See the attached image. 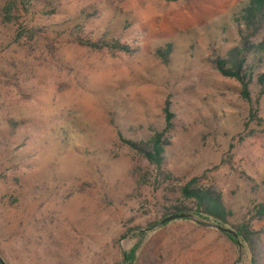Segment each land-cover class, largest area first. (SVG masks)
Masks as SVG:
<instances>
[{"label": "rangeland", "instance_id": "1", "mask_svg": "<svg viewBox=\"0 0 264 264\" xmlns=\"http://www.w3.org/2000/svg\"><path fill=\"white\" fill-rule=\"evenodd\" d=\"M246 2L17 0L6 23L0 0L7 264H264L192 214L158 225L189 204L179 191L192 180L223 196L233 223L264 198V96L254 86L244 100L213 64ZM103 41L128 49L86 45ZM163 131L160 169L125 143Z\"/></svg>", "mask_w": 264, "mask_h": 264}, {"label": "trees", "instance_id": "2", "mask_svg": "<svg viewBox=\"0 0 264 264\" xmlns=\"http://www.w3.org/2000/svg\"><path fill=\"white\" fill-rule=\"evenodd\" d=\"M16 10L17 0H4V5L1 9L3 21L6 23L16 21ZM233 19L238 27V41L227 51L225 56L215 57L213 64L222 77L237 80L241 86V97L244 100L249 101L251 99L254 86L257 88V97H263L264 0H247L243 7L234 14ZM86 45L94 48L128 49L127 45H121L117 42L111 44L107 41L98 44L88 42ZM166 112V131H168L171 129L173 115L168 107L166 108ZM166 131L154 134L148 141H125V143L140 153L149 164L160 169L164 162L166 149L169 146L168 139L164 138ZM262 186H264V178ZM179 193L189 204L187 205L184 201L173 205L175 214H192L196 217L198 225L207 226V224H214L229 228L237 234V240L229 232L218 231L228 237L237 246H239L238 241H240L241 246L239 247L247 248L252 256L254 254L257 255V253L264 254L260 248L261 243L259 240L260 235L264 234V228L259 230L254 229V221L261 222L264 220V198L261 199L259 204L252 207L251 214L254 212L252 217H249L247 220L242 218L238 223H233L234 212L219 192L209 187H201L192 180L183 184L180 187ZM192 215L190 218L185 219L191 220L193 218ZM136 249L137 245L127 253L126 259L128 261L131 262L134 259ZM0 259H3L1 254ZM252 261L253 264H257L255 258H252Z\"/></svg>", "mask_w": 264, "mask_h": 264}, {"label": "water", "instance_id": "3", "mask_svg": "<svg viewBox=\"0 0 264 264\" xmlns=\"http://www.w3.org/2000/svg\"><path fill=\"white\" fill-rule=\"evenodd\" d=\"M190 217H191V215H187L186 213H176V214H172V215L168 216L165 219H162V221L159 222L158 225H163V224L165 225L166 223L171 222V221L176 220V219H182V218H186L187 219V218H190ZM207 226H209L211 228H215V229L220 230V231L229 232V234L233 235L236 240L238 239L237 234L234 233L229 228H224V227H221V226H218V225H214V224H207ZM238 243H239V246H241V242L238 241ZM0 262H1V264H6L3 259H0Z\"/></svg>", "mask_w": 264, "mask_h": 264}]
</instances>
